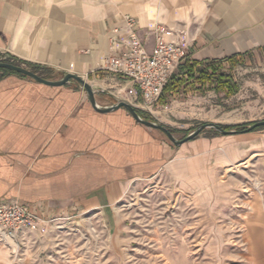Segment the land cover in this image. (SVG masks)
Masks as SVG:
<instances>
[{"label": "crops", "instance_id": "0c3cea01", "mask_svg": "<svg viewBox=\"0 0 264 264\" xmlns=\"http://www.w3.org/2000/svg\"><path fill=\"white\" fill-rule=\"evenodd\" d=\"M126 16L136 19L149 51L164 25L186 38L195 61L264 54V0H0V58L12 56L51 80L69 72L131 95L128 80L104 69L112 37L127 35ZM126 49L120 41L118 54ZM104 97L97 94L100 104H108ZM262 152V132L174 146L125 108L97 112L72 84L18 73L0 78V202H27L40 222L111 208L133 183L160 175L176 179L196 206L225 207L242 193L228 179L232 169ZM254 199V215L242 226V264H264V202ZM45 237L32 229L13 241L0 236V264H37L41 252L30 246L42 249Z\"/></svg>", "mask_w": 264, "mask_h": 264}, {"label": "rangeland", "instance_id": "374dc122", "mask_svg": "<svg viewBox=\"0 0 264 264\" xmlns=\"http://www.w3.org/2000/svg\"><path fill=\"white\" fill-rule=\"evenodd\" d=\"M191 61L190 57L189 65ZM212 61L214 66L195 65L194 77L185 69L188 64L181 65L164 89L161 113L153 116L143 111L150 121L164 124L176 138L182 139L204 123L246 125L247 128L264 120V54L259 59L250 57L246 62L236 58L235 64L229 59ZM201 74L210 79H199ZM222 75L231 83L224 91L218 89L224 84ZM174 77L184 83L175 92H166ZM68 84L80 88L88 97L76 81ZM121 88L106 92L132 102L130 94L120 93L118 89ZM104 95L108 104L98 102L101 106L116 103L112 96ZM168 121L176 124L170 126ZM258 128L251 132L264 134V126ZM248 133L225 135L208 128L196 138ZM257 156L234 167L232 175L228 176L234 188L242 193L234 195L225 207L219 205L212 211L194 205L176 179L160 175L133 183L111 208L85 213L68 221L48 220L41 228L32 229L39 236H46L42 249L33 246L34 242L30 246L33 252H41L37 264H220L222 256L224 264H242L241 255L246 250L242 241L246 232L243 223L254 215L255 196L264 202V152ZM110 222L116 223L113 228Z\"/></svg>", "mask_w": 264, "mask_h": 264}, {"label": "built area", "instance_id": "2783aa9c", "mask_svg": "<svg viewBox=\"0 0 264 264\" xmlns=\"http://www.w3.org/2000/svg\"><path fill=\"white\" fill-rule=\"evenodd\" d=\"M125 22L127 35L122 39L112 37L111 52L104 69L128 80L134 86L130 92L133 104L156 116L166 85L180 66L190 60L189 44L182 34L160 25L155 30V47L149 51L139 36L136 19L126 16ZM120 41L127 49L118 54ZM42 223L27 202L0 203V236L7 240L25 237L28 230L41 228Z\"/></svg>", "mask_w": 264, "mask_h": 264}, {"label": "water", "instance_id": "95a60500", "mask_svg": "<svg viewBox=\"0 0 264 264\" xmlns=\"http://www.w3.org/2000/svg\"><path fill=\"white\" fill-rule=\"evenodd\" d=\"M0 68L2 69H7L11 70L15 73L22 74L24 76H27L39 83L50 85V86H63L68 83H70L72 80L76 81L79 83L86 91L89 100L93 106V108L100 113H109L116 111L120 108H125L130 115L139 123L149 127V128H154L158 129L161 132H163L168 139L175 145V146H181L183 143L195 139L198 135H200L205 129H215L218 132L225 134V135H231V134H239V133H248L253 131L254 129L264 126V120L255 122L248 126L247 128L243 130H237V129H231L227 130L225 129L222 125L216 124L213 122L210 123H204L200 125L197 129H195L193 132H191L189 135L185 136L182 139L176 138V136L173 134V132L164 124L155 122V121H150L146 118H144L139 112L137 107L129 100L126 98H122L112 92H106V90L99 84H91L88 82L85 78L75 75L73 73L66 72L63 74V77L59 80H51L48 78H45L38 73L34 72L32 69L19 65V64H14L11 62H6V61H0ZM99 92L102 93H107L108 95L112 96L115 100L116 103L109 105V106H101L98 103L97 100V94Z\"/></svg>", "mask_w": 264, "mask_h": 264}, {"label": "trees", "instance_id": "16d2710c", "mask_svg": "<svg viewBox=\"0 0 264 264\" xmlns=\"http://www.w3.org/2000/svg\"><path fill=\"white\" fill-rule=\"evenodd\" d=\"M229 60H230L232 63H234V64L237 62V61H236V57H231V58H229ZM0 61H6V62L14 63V64L23 65V62L17 60L16 58H14V57H12V56L7 57V58H0ZM185 64H188V62L185 63ZM203 64H209V65L214 66V62H213V61H209V62H199V61L192 60V61L190 62V65L188 64V65L185 67V69H186L187 71H189V73H191V76H192V77H194V76H195V72L192 70L193 67H195V65H203ZM23 66H24V65H23ZM30 69H31V68H30ZM32 70H33L34 72L38 73V71L36 70V67L32 66ZM0 73L2 74V76H5V75H7V74H9V73H15V72H13V71H11V70H7V69H2V68H0ZM38 74H39V73H38ZM41 74H42V73H41ZM41 74H39V75H41ZM2 76H0V78H1ZM41 76H43V74H42ZM43 77H45V76H43ZM45 78H46V77H45ZM199 79H201V80H207V79H210V78H209L207 75H203V74H201V75L199 76ZM223 79H225V80H224V84L222 83V85L218 87V89H219L220 91H224L225 87H228V86L231 85V83H230L229 80H228V79H229L228 77H225V76L222 75L221 80H223ZM182 83H184V82H183L181 79H179L178 77H174V80L172 81V83L166 88V92H167V91H169V92H171V93L175 92L177 89H179V87H180V85H181ZM232 90H233V89H232ZM163 100H164V99H163ZM163 100H162V101H163ZM163 102H166V100H164ZM138 112H139L144 118H146V119H148V120H151L150 117H149V115H146L142 110H139V109H138ZM223 127H224L225 129H227V130H228V129H233V128L243 129V128L246 127V125H234V126H230V125H228V126H223ZM257 129H259V128H257ZM257 129H255V130H257ZM218 134H219V133H218Z\"/></svg>", "mask_w": 264, "mask_h": 264}]
</instances>
